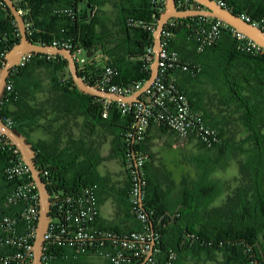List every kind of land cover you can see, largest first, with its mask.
Instances as JSON below:
<instances>
[{
	"label": "trees",
	"instance_id": "obj_1",
	"mask_svg": "<svg viewBox=\"0 0 264 264\" xmlns=\"http://www.w3.org/2000/svg\"><path fill=\"white\" fill-rule=\"evenodd\" d=\"M12 1L19 11L24 12L26 25H30L32 32L28 37L34 44L52 46L56 39L65 40L71 43L73 52L82 49L86 55L88 52L93 54L87 58V64L79 68L86 83L96 87V80L106 67L118 71L114 84L129 86L149 80L151 67L145 70L144 55L148 47L154 46V33L142 26L129 25V20L153 25L156 29L161 13L153 0H116L119 31L113 39L116 42L110 43L113 46L107 41L109 31L98 13L102 4L100 0ZM225 1L232 12L248 15L251 22L259 23L264 30L262 3ZM64 10H70L72 16L63 13ZM177 21V27L172 30L171 48L179 53L181 64L198 67L200 72L193 75L177 68L170 74L205 77L216 92L214 96L209 92V99H217L218 107L223 106L226 115L223 130L214 120L210 122L203 116L207 125L218 130L222 143L211 148L197 145L208 158L199 161L204 163V170L199 174V180L184 185L182 197L173 198L163 192L156 181L150 179L147 173L149 161L146 163L148 184L143 193L142 209L148 215L151 230L158 236L156 249L159 253L155 258L159 264H168L170 254L174 253L171 264L190 261L196 264H264V50L261 53L242 51L240 42L227 28L219 41L200 51L197 41L200 17ZM176 38L185 40H174ZM20 40L15 19L0 0V48L5 47L9 52ZM100 51L111 60L105 62V66L103 61L97 60L96 54ZM31 77L38 78V81L30 84ZM14 82L13 100L0 106V117H11L15 123L13 129L21 133V123L25 120L29 123L26 126L41 127L46 132L48 140L39 142L34 149L38 169L48 172L47 176L42 173V177L50 193H76L93 184L100 186L98 154L91 143L84 138H73L68 131L66 117L83 115L86 128L107 127L114 136L113 148L116 156L121 158L128 178L123 204L136 221L132 231H140L142 227L131 203V167L135 152L142 150L146 153L152 126L142 144L129 142L127 136L135 125L133 114L123 115L119 104L113 102L108 117L104 118L106 100L81 93L70 75L68 62L61 56L33 55L26 67L14 75ZM18 93L22 94L20 100L16 98ZM52 114L54 118L48 119ZM37 118L45 119L46 123L40 126ZM57 124L60 126L56 127ZM238 125L243 136L236 140ZM239 154L243 156L241 170L249 178V188L239 187L234 196H229L224 208H215L213 203L226 192L212 174L227 168ZM8 161L5 153L0 154V202L12 189L5 173ZM13 213L10 210L4 212L6 215ZM106 229L119 234L114 229ZM14 250L0 247V255L12 254ZM54 252L57 257L54 264H83L91 258L64 259L62 253L66 250L55 249ZM104 264L107 263L104 261Z\"/></svg>",
	"mask_w": 264,
	"mask_h": 264
},
{
	"label": "built area",
	"instance_id": "obj_2",
	"mask_svg": "<svg viewBox=\"0 0 264 264\" xmlns=\"http://www.w3.org/2000/svg\"><path fill=\"white\" fill-rule=\"evenodd\" d=\"M214 1L229 9L225 0ZM153 2L162 14L165 11L166 0H153ZM176 4L177 9L181 11L187 8L189 10H202V6L193 0H176ZM19 12L22 16L24 15L23 11ZM63 13L72 16L70 10H64ZM239 16L252 25L260 27L259 23L251 22L248 15L243 13ZM177 20L171 19L162 33L159 72L155 81L142 94L139 101L118 103L123 115L133 114L135 119L133 131L128 134L127 140L133 144H142L141 142L145 140L149 128L158 125L164 126L172 132L181 146L192 140L196 141L197 144L211 148L222 143L218 130L207 125L203 116L192 110L183 90L174 80L168 78L170 72L177 68L189 71L193 75L200 72L198 67L181 64L179 53L171 48L172 30L177 27ZM129 25L142 26L153 33L156 30L153 25L148 26L132 19L129 20ZM26 27L29 36L32 34L30 25H26ZM227 28L240 42L242 51L248 53H261L263 51L259 45L223 21L207 17H200L197 36L199 50L203 51L219 41L223 31ZM52 46L73 52V46L69 41L56 39ZM82 53H84L82 49L73 52L78 68L87 64V58L76 59V56ZM7 54L6 48L1 47L0 66L5 65ZM32 56V54L24 55L19 64L12 69L4 87L0 106L12 102L15 94L14 75L26 67ZM154 56V46L148 47L144 55L145 70L151 67ZM117 76L118 71L115 68L106 67L103 74L96 80V88L112 95L131 96L145 84L141 82L129 86L114 84L113 81ZM112 103L106 101L104 118L108 117ZM2 120L9 128H13L15 123L11 117L8 116ZM3 153L7 155L9 160L5 173L7 180L12 184V189L5 200L0 202V247H12L15 250L12 254L0 255V264H32L33 245L39 221V192L32 179L30 169L24 163L19 150L0 132V154ZM148 160L149 157L144 151L135 152L134 165L131 167L133 181L131 203L142 227L140 231L117 234L98 225V184L88 186L76 193L53 192L50 198V221L44 237L42 264H54V260L57 258L55 249L66 250L62 253L64 259L77 260L80 256H88L99 258L107 264H138L141 261L140 264H159L155 258V254L159 253V250L156 249L158 236L152 232L148 223V215L142 209L143 193L148 184L145 173ZM42 173L44 176L48 175L47 171ZM9 210L14 212L13 215L4 214L5 211ZM174 258L175 254L171 253L168 264H171Z\"/></svg>",
	"mask_w": 264,
	"mask_h": 264
},
{
	"label": "water",
	"instance_id": "obj_3",
	"mask_svg": "<svg viewBox=\"0 0 264 264\" xmlns=\"http://www.w3.org/2000/svg\"><path fill=\"white\" fill-rule=\"evenodd\" d=\"M13 15L17 23L21 40L16 44L7 54L5 65L0 70V104L4 94V87L13 68H15L21 58L26 54L32 55H50L61 56L68 62V69L70 75L76 84L78 90L90 96L98 97L106 101L116 103H134L139 101L142 94L151 86L155 81L159 72V58L161 48L162 33L165 26L171 19H187L191 17H207L223 21L229 27L244 34L248 39L259 45L264 50V30L261 27L254 26L251 23L242 19L238 14H235L229 9H226L214 0H193L202 6V10H178L176 0H166L165 11L160 15L157 21V27L153 34L154 38V61L151 65V76L144 86L132 94L131 96H117L112 95L107 91L100 90L84 81L79 74V68L74 60V54L70 50L56 48L53 46H40L34 44L28 37L26 21L20 14L12 0H2ZM87 58L93 56L92 53H87ZM0 132L12 142L19 150L24 163L30 169L32 179L39 192V221L37 227L36 238L33 245V261L32 264H42V255L44 248V237L50 221L51 211V193L47 187L46 182L42 177V170L38 169L36 164V151L32 143L20 133L18 130L9 128L0 117ZM152 225V224H151ZM154 232V231H152ZM153 244H155L153 242ZM153 251V248H152ZM151 251V254H152ZM150 254V255H151Z\"/></svg>",
	"mask_w": 264,
	"mask_h": 264
},
{
	"label": "rangeland",
	"instance_id": "obj_4",
	"mask_svg": "<svg viewBox=\"0 0 264 264\" xmlns=\"http://www.w3.org/2000/svg\"><path fill=\"white\" fill-rule=\"evenodd\" d=\"M254 1L262 3L264 6V0ZM100 2L102 4L99 7H102V11L99 14L104 17L102 20H104L107 26H114L117 23L116 8L114 6L116 0H100ZM77 58H87L86 53L77 55ZM31 81L37 82L38 78L31 77L30 84H32ZM235 129L237 130L236 138L241 139L243 136L241 127L238 125ZM75 130L76 133H80L82 128L78 126ZM68 131L71 132L72 130L68 129ZM90 133L92 149L98 154L100 159L98 166L99 175L101 174L103 177H106V175L125 177L127 171L121 158L116 156L113 148L114 136L112 132L107 127L100 126L95 128L93 126L92 129L90 128ZM194 142L196 143V141ZM197 145V143L195 145L191 142L181 146L170 132L162 137L156 136L150 143H146L145 148L146 153L150 152L153 155L151 164L152 174L158 176L161 183L168 184L169 186H173L174 183L176 185L182 183L187 185V183L192 184L194 181L199 180V174L204 170V163H200L199 161L207 160L208 155ZM242 161L243 156L239 154L237 158H234L230 162L227 168L213 172L212 178L219 180L226 192L213 203V207L224 208L228 203L226 201L229 196H234L239 187L246 188V190L249 188V178L241 170ZM87 264H102V261L96 258L90 260ZM187 264L196 263L190 261Z\"/></svg>",
	"mask_w": 264,
	"mask_h": 264
},
{
	"label": "crops",
	"instance_id": "obj_5",
	"mask_svg": "<svg viewBox=\"0 0 264 264\" xmlns=\"http://www.w3.org/2000/svg\"><path fill=\"white\" fill-rule=\"evenodd\" d=\"M101 6V5H100ZM115 6V4H114ZM102 7H98V13L102 11ZM116 8V7H115ZM103 13H105L103 11ZM117 14V11H116ZM100 15V14H99ZM102 19L104 17L100 15ZM117 18V16H116ZM107 26V24L105 23ZM108 28V42L115 43L116 40H113L116 37V32L119 31V27L115 24L114 26H107ZM121 37V35H118ZM174 40H185V39H179L176 38ZM112 44H110L111 46ZM113 46V45H112ZM98 61H103V65L105 66L106 63L110 62V58L106 55H104L103 52H98L96 54ZM106 62V63H105ZM170 80H174L179 87L183 88V92L187 96L191 108L194 112L201 114L206 119H208L210 122L212 120L215 121V124L220 127V129L223 130L224 128V117L226 115V112L224 110L223 106L218 107V101L217 99L210 100L209 92L212 96L214 94L216 95V92L214 88L209 86L207 84V80L205 77H197V78H190L187 76H183L178 73H171L168 77ZM17 100H20V97L22 99V94L18 95L16 94ZM16 100V101H17ZM14 109V107H13ZM48 119H53L54 115H49L47 117ZM37 122L39 125H43L46 123V120L43 118H37ZM65 120V119H64ZM66 120H69L67 123L68 129H71L73 138L79 139L84 138L87 143H90V126L86 128L85 126V118L83 115L80 114H71L66 117ZM27 121V120H25ZM24 123L22 122V132L25 134V137L28 139L30 143H32L33 146H36L39 142L43 140H48V136L46 132L41 127H31L26 126L29 125L28 121ZM64 123V121H63ZM61 124V123H60ZM60 124L55 125L56 127H59ZM80 126L82 128L81 132H77L75 128ZM92 129V128H91ZM217 130V129H216ZM21 133V132H20ZM22 133V134H23ZM169 131L163 130L160 126L153 125L149 130L148 135V141L147 143H150L152 139H154L156 136H164L165 134H168ZM170 134H172L170 132ZM175 137V140L177 141V138L174 134H172ZM227 138V136H226ZM239 140V139H236ZM64 141V140H62ZM193 142L195 145L196 143L194 141H190L188 143ZM149 162L147 164V173L151 180H155L156 183L160 186L163 192L169 194L170 197L177 198L182 197V193L184 190V184L176 185L174 182L173 186H169L168 184L161 183L159 181V177L155 174H152L151 170V164L153 155L149 152ZM101 182L98 190V198H99V219H98V225L103 228H110L118 231L119 233H129L135 228L136 221L131 216L130 213L126 210L125 205L123 204L126 190L128 189V178L127 174L124 176H109L106 175V177H103L100 174ZM96 258H90L82 262L83 264H87L90 260H94ZM102 261V260H101ZM102 264H104V261H102Z\"/></svg>",
	"mask_w": 264,
	"mask_h": 264
}]
</instances>
